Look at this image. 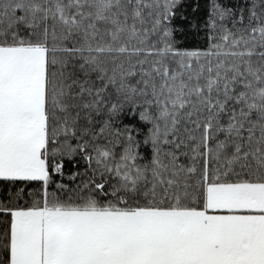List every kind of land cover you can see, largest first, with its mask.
Returning a JSON list of instances; mask_svg holds the SVG:
<instances>
[{
    "label": "snow or ice",
    "instance_id": "snow-or-ice-1",
    "mask_svg": "<svg viewBox=\"0 0 264 264\" xmlns=\"http://www.w3.org/2000/svg\"><path fill=\"white\" fill-rule=\"evenodd\" d=\"M0 264H264V0H0Z\"/></svg>",
    "mask_w": 264,
    "mask_h": 264
},
{
    "label": "trees",
    "instance_id": "trees-1",
    "mask_svg": "<svg viewBox=\"0 0 264 264\" xmlns=\"http://www.w3.org/2000/svg\"><path fill=\"white\" fill-rule=\"evenodd\" d=\"M193 4H195L197 2V0H192ZM200 6L202 9H206L207 4L210 2V0H198ZM227 2V0H226Z\"/></svg>",
    "mask_w": 264,
    "mask_h": 264
}]
</instances>
